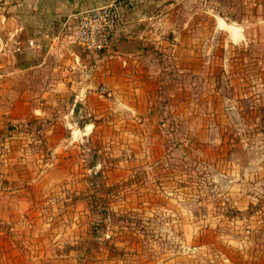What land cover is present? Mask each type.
I'll return each mask as SVG.
<instances>
[{
    "label": "rangeland",
    "instance_id": "rangeland-1",
    "mask_svg": "<svg viewBox=\"0 0 264 264\" xmlns=\"http://www.w3.org/2000/svg\"><path fill=\"white\" fill-rule=\"evenodd\" d=\"M175 8V46L154 49L165 81L131 142L69 146L62 244L47 246L63 264H264V0Z\"/></svg>",
    "mask_w": 264,
    "mask_h": 264
},
{
    "label": "crops",
    "instance_id": "crops-1",
    "mask_svg": "<svg viewBox=\"0 0 264 264\" xmlns=\"http://www.w3.org/2000/svg\"><path fill=\"white\" fill-rule=\"evenodd\" d=\"M167 1L0 0V264H63L47 246L62 244L52 211L71 199L69 146L131 142L134 112L156 108L165 76L154 49L174 47L163 34L179 28ZM110 3L120 9L113 43L87 52L74 14Z\"/></svg>",
    "mask_w": 264,
    "mask_h": 264
},
{
    "label": "built area",
    "instance_id": "built-area-1",
    "mask_svg": "<svg viewBox=\"0 0 264 264\" xmlns=\"http://www.w3.org/2000/svg\"><path fill=\"white\" fill-rule=\"evenodd\" d=\"M73 39L87 52H99L113 43L115 27L120 20L117 4L89 7L74 14ZM99 93L106 88L98 86Z\"/></svg>",
    "mask_w": 264,
    "mask_h": 264
},
{
    "label": "trees",
    "instance_id": "trees-1",
    "mask_svg": "<svg viewBox=\"0 0 264 264\" xmlns=\"http://www.w3.org/2000/svg\"><path fill=\"white\" fill-rule=\"evenodd\" d=\"M12 128L14 129V126H12ZM87 200H89V204L91 207H98L100 206L102 209L104 208L105 205H107V201L105 200V198H103V196H95L94 192L90 193L87 196Z\"/></svg>",
    "mask_w": 264,
    "mask_h": 264
},
{
    "label": "bare ground",
    "instance_id": "bare-ground-1",
    "mask_svg": "<svg viewBox=\"0 0 264 264\" xmlns=\"http://www.w3.org/2000/svg\"><path fill=\"white\" fill-rule=\"evenodd\" d=\"M222 26H223V25H222ZM239 37H240L239 34H236V33H234V32L232 33V38H233V39L236 40V39H238Z\"/></svg>",
    "mask_w": 264,
    "mask_h": 264
}]
</instances>
